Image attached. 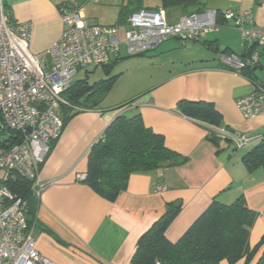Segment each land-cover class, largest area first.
<instances>
[{"label": "crops", "instance_id": "obj_1", "mask_svg": "<svg viewBox=\"0 0 264 264\" xmlns=\"http://www.w3.org/2000/svg\"><path fill=\"white\" fill-rule=\"evenodd\" d=\"M128 1L3 0L15 21L32 23L33 54L47 51L62 34L61 6L79 7L89 22L115 26L126 23L127 18L122 20L120 15ZM199 2L204 9L220 11L232 6L252 10L254 25L264 27V3L257 0ZM99 5L116 9L109 15L98 10ZM175 12L167 13L172 23L184 15L181 9L179 16ZM231 27V23L222 21L216 31L199 40L170 39L137 56H127L122 48L121 57L110 65L85 69L89 73L92 67L103 68V79L117 78L102 103L90 108L77 106L68 113L62 134L53 143L39 174L42 180L55 183L40 197L32 195L26 200L29 216L36 220L34 236L41 254L56 264H133L141 237L167 213L170 204L182 207L166 230V238L176 243L214 200L229 205L241 197L259 213L251 230L250 246L259 245L264 236V168L250 171L243 160L249 149H236L232 137L236 133L264 135V115L245 120L236 106L239 98L254 91L253 80L259 81V73L264 72V55L259 66L241 75L226 69L222 54L248 57L259 49H247L243 39L239 47L226 36V28ZM125 58H130L129 65L115 72ZM132 70H141L142 78L134 74L131 79L143 82V88L131 99H136L134 103L120 108L129 98L115 100L119 95L114 97L113 92ZM80 80L94 84L102 79L90 83L88 76H76L75 82ZM182 101L212 104L221 115L219 125L182 114ZM138 114L148 128L164 137L168 148L187 161L154 173L133 174L127 189L116 200L105 199L78 177L86 174L89 153L107 128L121 115ZM211 134L225 137L216 144L210 140ZM158 185L166 190L157 193ZM263 252L264 246L258 247L251 260L234 264H256ZM221 264L231 263L223 260Z\"/></svg>", "mask_w": 264, "mask_h": 264}, {"label": "built area", "instance_id": "obj_2", "mask_svg": "<svg viewBox=\"0 0 264 264\" xmlns=\"http://www.w3.org/2000/svg\"><path fill=\"white\" fill-rule=\"evenodd\" d=\"M59 14L62 34L47 51L33 54L32 23L15 21L0 0V264H56L37 250L36 220L30 218L26 200L7 184L17 175L31 183L36 197L54 185V181L40 178V169L62 134V108L69 105L65 93L80 70L111 64L121 57L122 48L127 56H137L170 39L199 40L216 31L220 19L242 33L247 49L256 45L260 49L245 58L222 54L226 67L241 75L257 66L264 52V27H256L253 11L243 8L204 9L184 14L175 23L162 8H141L125 24L115 26L89 22L79 7L61 6ZM121 29H125L123 40ZM236 106L245 120L263 116L264 81L239 98ZM232 140L241 151L264 141V135L238 133ZM78 178L84 181L86 174ZM165 190L162 185L155 189L157 193Z\"/></svg>", "mask_w": 264, "mask_h": 264}, {"label": "trees", "instance_id": "obj_3", "mask_svg": "<svg viewBox=\"0 0 264 264\" xmlns=\"http://www.w3.org/2000/svg\"><path fill=\"white\" fill-rule=\"evenodd\" d=\"M159 1L160 7L156 9L162 8L169 14L175 8L181 9L183 14L204 10L199 0ZM142 3L143 0H129L122 8L120 18L126 20L133 11L143 8ZM257 48V45L251 47L254 51ZM116 78L112 76L94 84L87 80L74 82L65 93L69 105L62 108L63 119L77 106L90 108L102 103ZM253 82L255 85L260 79ZM135 101L133 99L127 105ZM179 109L182 114L206 124L219 125L221 120V115L210 103L182 101ZM221 137L211 134L210 140L218 144ZM248 149L243 158L248 169L264 168V141L256 142ZM186 161V157L166 146L162 135L145 125L140 114L121 115L92 147L84 182L98 195L114 201L127 189L131 175L182 166ZM7 185L24 200L32 196L31 183L17 175L11 176ZM181 208V204H170L167 213L141 237L133 264H221L223 260L234 264L242 259L251 260L257 248L264 246V236L257 247L250 246L251 230L259 213L250 209L243 197L229 205L214 200L182 238L172 243L166 238V230ZM256 264H264V252Z\"/></svg>", "mask_w": 264, "mask_h": 264}, {"label": "rangeland", "instance_id": "obj_4", "mask_svg": "<svg viewBox=\"0 0 264 264\" xmlns=\"http://www.w3.org/2000/svg\"><path fill=\"white\" fill-rule=\"evenodd\" d=\"M109 0H102V3H105ZM112 4H116V3H112ZM145 7H149L152 9L158 8L160 7V1L159 0H143L142 3ZM98 10H101L103 12H106L107 14H112V12H115L116 6H104V5H99ZM176 11V15L179 16L181 14V12H179V8H175ZM125 35V29H121L120 31V36L121 39L123 40ZM242 33L235 29L234 27L232 28H226V36L229 39H233L238 46H241V39H242ZM239 50V49H238ZM130 58H125L124 61H122L120 64H118L115 68V72H120L122 69L126 68L129 63L128 60ZM121 65V66H120ZM141 70H132L129 71L128 73H126V76L124 78V80H122V82L119 83V86H117V90H115V92H113V95H115L114 97H116V95L119 97V99H115V100H123L125 98H129L127 99V101H125L123 104H126L124 107L121 108H125L127 107V103L129 100H131L132 98H135L134 96H137L139 94H141V90L143 88V82L142 83H137L136 81H132L133 78L131 79V77L134 74H139V77H141L140 75ZM88 76V79L90 81V83H94L95 81H98L100 79H103L105 76V72L103 70V68H94L92 67L91 69H89V73H87V71L85 69L81 70L79 72V74L77 75L78 79H83L86 78ZM142 78V77H141ZM259 78L264 80V72H260L259 73ZM114 101V100H113ZM129 116V115H128ZM237 134V133H236Z\"/></svg>", "mask_w": 264, "mask_h": 264}]
</instances>
